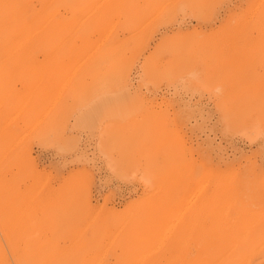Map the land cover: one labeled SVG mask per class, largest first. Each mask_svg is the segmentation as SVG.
I'll return each instance as SVG.
<instances>
[{"label":"rangeland","instance_id":"obj_1","mask_svg":"<svg viewBox=\"0 0 264 264\" xmlns=\"http://www.w3.org/2000/svg\"><path fill=\"white\" fill-rule=\"evenodd\" d=\"M0 264H264V0H0Z\"/></svg>","mask_w":264,"mask_h":264},{"label":"bare ground","instance_id":"obj_2","mask_svg":"<svg viewBox=\"0 0 264 264\" xmlns=\"http://www.w3.org/2000/svg\"><path fill=\"white\" fill-rule=\"evenodd\" d=\"M263 250V249H262Z\"/></svg>","mask_w":264,"mask_h":264}]
</instances>
